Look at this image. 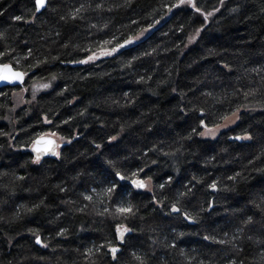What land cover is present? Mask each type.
<instances>
[{
	"label": "trees",
	"instance_id": "trees-1",
	"mask_svg": "<svg viewBox=\"0 0 264 264\" xmlns=\"http://www.w3.org/2000/svg\"><path fill=\"white\" fill-rule=\"evenodd\" d=\"M178 3L0 0V63L26 74L0 89V264H264V0ZM52 132L59 156L23 151Z\"/></svg>",
	"mask_w": 264,
	"mask_h": 264
},
{
	"label": "snow or ice",
	"instance_id": "snow-or-ice-1",
	"mask_svg": "<svg viewBox=\"0 0 264 264\" xmlns=\"http://www.w3.org/2000/svg\"><path fill=\"white\" fill-rule=\"evenodd\" d=\"M189 4L191 5V7L195 8V10L197 12H200L201 9L198 8L195 4V0H179V3L177 5H175V7H179L180 5H183V4ZM46 5H47V0H35V10L36 12H40L42 9H45L46 8ZM80 11V9H77L76 10V14H78ZM76 14H73V18H75V15ZM208 15H211V13H207L205 14V19H207V16ZM17 20H20L21 17H16ZM105 43H109L108 41H105ZM125 43H131V41H126ZM125 44H119L111 49H102L101 52H100V55H112L114 54L115 52H117L120 48L124 47ZM5 55V53L3 52H0V58H2L3 56ZM96 58H99L98 55L96 53H93V55L89 56L86 60H83V61H78L79 63H88L90 60H94ZM227 67V66H225ZM25 73L23 71H16L12 68V66L10 64H7V63H0V81H9V82H15V81H19L21 84L24 82V77H25ZM53 79H55V77H53ZM43 88H48L50 87V85L48 84H45V85H42ZM233 115H236L235 113H233ZM225 119H227V117H225ZM45 121L48 122V123H51V121L48 120L47 117H45ZM201 124L207 129V125L204 124L203 121H201ZM217 127H219V125H217ZM201 135H206V134H211L214 138L215 136V132L213 129H208L207 133H200ZM45 136H51V137H55L57 134L55 132H52L50 134L46 133L44 134ZM245 137H237V139H243ZM247 138H250V137H247ZM112 139H115V137H112ZM68 143H71V141H67ZM33 151H35L37 153V156H36V161L35 162H39L40 158H41V153H48V152H52L54 155H57L59 156V153L58 152H55L54 149H53V146H57L56 145V141L54 139H44V136H41L39 138H37L36 140H34L33 142ZM41 145H44V147H41ZM97 147H100L99 145H97ZM119 179L123 180L124 177L122 175H120L119 172H117L116 174ZM132 183L134 185H136V187L138 188H143V187H146V184H145V181L142 180V179H136V180H133ZM161 188H163V185H160ZM211 187L213 189H216L217 188V185L214 183L211 185ZM113 191V188H109L108 189V192L111 193ZM86 199L88 200H92V196H86L85 197ZM172 211L173 212H181V209L176 207V205H172ZM117 212L120 213V214H131L133 213V207L132 205H127V206H120L117 208ZM183 215L185 216V218H190L188 213H183ZM249 223L251 222V219L249 218ZM123 227V231H121V228ZM117 231L120 232V238L121 240H123V233L126 232V231H130V229H128L127 227H124L123 225H119L117 226ZM205 239H208V237H205ZM37 243H41L39 237H37ZM45 247H47V245H44ZM111 251V254L113 256V258L115 259L116 258V253L118 251L117 248L115 247H112L110 249ZM87 255L91 256L93 255V252L92 250H89V252L87 253ZM138 260H141V264H143V261H142V258L141 257H137Z\"/></svg>",
	"mask_w": 264,
	"mask_h": 264
},
{
	"label": "rangeland",
	"instance_id": "rangeland-1",
	"mask_svg": "<svg viewBox=\"0 0 264 264\" xmlns=\"http://www.w3.org/2000/svg\"><path fill=\"white\" fill-rule=\"evenodd\" d=\"M187 4V3H185ZM170 16V14H168L165 18L168 19V17ZM211 15H208L207 17L209 18ZM154 28H150L147 29L145 31H143L142 33H140L139 35H137L135 38L132 39L133 43H136L140 40H142L143 38H145ZM101 52V51H100ZM100 52L96 53L98 55L99 58H103L105 56L108 55H100ZM99 58H96L94 60L91 61H95ZM48 84L50 85L49 82H38V83H34L30 86V88H22L21 90L15 91L12 94V98H13V107L11 108V111L9 113V117H8V121L12 122V118L14 113L16 112V110L24 105H30L31 104V99L27 98L28 94H30L31 96H34L36 94H38L41 91H45L48 88H43L42 85ZM244 110H247L251 113L253 112H257L259 109L254 107V106H248L245 107ZM241 111L236 112V115H232L231 117H229L223 124H221L219 127H214V128H204L203 132L207 133L208 129H213L215 132V136L213 138V136L211 134H206V135H201V137L203 139H209V140H215L217 139L223 132L229 130L230 128L236 126L239 122V115H240ZM149 185V184H148Z\"/></svg>",
	"mask_w": 264,
	"mask_h": 264
},
{
	"label": "water",
	"instance_id": "water-1",
	"mask_svg": "<svg viewBox=\"0 0 264 264\" xmlns=\"http://www.w3.org/2000/svg\"><path fill=\"white\" fill-rule=\"evenodd\" d=\"M48 1V0H47ZM43 10V9H42ZM41 10V11H42ZM40 11V12H41ZM40 12H38V13H40ZM128 44V43H127ZM11 65V64H10ZM12 66V65H11ZM12 68L14 69V70H16V71H21V70H17L16 68H14L13 66H12ZM25 81H26V75H25V77H24V82L21 84L19 81H15V82H9V81H0V89H3V88H8V87H12V88H17V87H23L24 86V84H25ZM44 136V139H49V138H51V139H54L55 141H56V145H58V147L57 146H53V149H54V151L55 152H58L59 153V150H60V148H61V146L63 145L62 144V142L61 141H59V138L57 137V136H55V137H51V136H45V135H43ZM41 137V136H40ZM39 138V137H38ZM33 146L34 145H32L31 147H29V148H23V151H25V152H30L35 158H36V156H37V153L35 152V151H33ZM41 147H44V145H41ZM54 156H57V155H54L52 152H48V153H41V158H40V160H44V159H49V158H52V157H54ZM137 179H141V178H137ZM136 180V179H135ZM143 180V179H142ZM130 184H131V186L134 188V189H137V190H141V191H143V190H145L146 189V187H147V183L145 182V184H146V187H143V188H138V187H136V185H134L133 183H132V181L130 182ZM121 231H123L122 229H121ZM130 234V231H126V232H124L123 233V240H121V238H120V232H118L117 231V238H118V245L117 246H114L115 248H117L118 249V251H117V253H116V258H117V255L120 253V251H121V246L125 243V240H126V238H127V236ZM40 239V238H39ZM112 248V247H111ZM110 248V249H111ZM110 249H109V251H110ZM111 252V251H110ZM113 257V256H112ZM116 258L114 259L113 258V260H116Z\"/></svg>",
	"mask_w": 264,
	"mask_h": 264
}]
</instances>
